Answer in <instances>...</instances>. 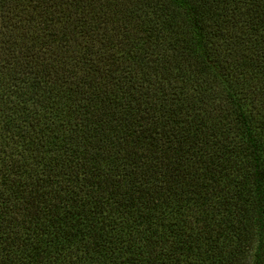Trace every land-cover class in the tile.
Instances as JSON below:
<instances>
[{
  "label": "trees",
  "instance_id": "trees-1",
  "mask_svg": "<svg viewBox=\"0 0 264 264\" xmlns=\"http://www.w3.org/2000/svg\"><path fill=\"white\" fill-rule=\"evenodd\" d=\"M0 264H264V0H0Z\"/></svg>",
  "mask_w": 264,
  "mask_h": 264
}]
</instances>
